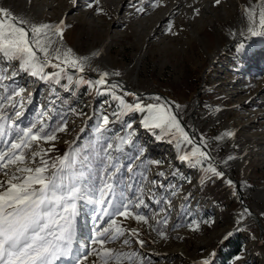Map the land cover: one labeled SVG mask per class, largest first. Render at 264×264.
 <instances>
[{"label": "rangeland", "instance_id": "1", "mask_svg": "<svg viewBox=\"0 0 264 264\" xmlns=\"http://www.w3.org/2000/svg\"><path fill=\"white\" fill-rule=\"evenodd\" d=\"M69 1L71 0H57L56 5H59V2L70 3ZM81 1L88 3V0ZM109 1H119L121 6L118 7L117 4L118 8L111 11L105 6ZM166 1L171 7L176 4L175 0H162L161 7L153 8L151 0L132 2L136 7L149 10L145 19H150V22L139 45L132 47V41L126 38V24L122 22L114 30L118 29L123 41L113 45L108 54L109 62L97 60L88 67L96 75L103 72L113 75L119 72L117 77L125 78L129 82L135 81L136 93H143L142 95L132 93L128 88L121 86L116 89L101 88L97 92L92 78L87 75L75 78L74 73L68 71L61 72L59 77H53L52 74L58 71L49 73L44 68L45 78L33 76L21 69L18 61L9 63L0 57V76L5 77L0 80V104L3 105L0 114L11 116L18 127L35 124L37 127L43 125L46 128H55L66 121L67 131L57 132L55 141H35L31 143V148L25 151L30 154L32 151L41 152L52 148L44 157L49 164L58 162V158H63L66 154L74 159L79 157L75 167L80 170L86 168L91 176L88 183L95 182L97 188L101 186L99 181L105 176L106 167L108 172H113L114 169L108 167L109 165L121 166L119 173L111 181L115 184L112 195L116 199H143L148 207L139 211L147 216L148 222L115 217L117 226L125 230L124 235L108 243L106 247L118 251H135L138 264H200L203 259H207L209 264H264V247L260 244L261 229L264 232V87L256 85L252 90H240L236 87L238 83L253 84L264 78V70L256 74L248 72L250 67L264 66V36H242L236 39L228 49L229 52L212 64H209V53L221 43L214 29L207 30L206 34L197 39L195 35L191 47L185 48L175 44V48H171L173 52L159 51L166 47L173 37L182 34L181 26L185 18L183 15L189 8V5L184 4L179 13L164 21H158L157 16L162 13ZM193 1L201 6L206 0ZM123 2L100 0V7L106 15H98L112 23L122 20L125 22L126 4ZM4 3L5 0L0 1V6H4ZM47 4L52 7L53 0H47ZM89 10V14L96 12ZM11 12L16 15L14 8ZM52 12L48 10L51 15ZM16 16L24 17L23 14ZM70 17L67 38H74V42H64L62 45L52 38L55 41L52 50L54 52L56 48H60L62 53L71 48L76 57H85L91 48L102 44L103 37L96 38L84 27L76 25L74 14ZM32 22L38 24L35 19ZM55 22V19L43 18L40 23ZM168 22L173 23L172 31L175 35L167 31ZM150 26L153 27L149 28ZM190 31L191 29L188 33ZM190 35L194 36L192 33ZM142 51H145L148 57L140 75L134 80L132 76L127 75V70ZM207 65L208 71L204 73L203 68ZM68 69L77 71L75 68ZM201 88H204L202 93ZM20 89H23L20 96L14 97L12 101L5 99L13 91ZM113 92L129 104L141 101L143 104L154 103L153 98L156 96L161 97L163 101L170 99L180 105L178 109L173 108V111L187 132L184 120L188 121L191 112L196 111L194 102L198 93H201L200 136L209 143L210 150L219 163L224 164L231 173L230 180L233 181L234 187L227 183L229 179L207 171L209 165L214 167L210 160H204L193 167L188 161L179 158L186 152L190 153L191 149L201 142V137L189 135L194 144L177 145L171 136L161 135L159 130L144 128L141 124L143 113H124L119 100L113 98ZM16 112H19L20 116H16ZM103 115L109 117V123L103 130L98 131ZM240 120L242 123L237 124ZM129 124L132 125L131 129L128 128ZM241 129L242 135L237 136ZM228 131L234 132L235 136H225ZM129 132L134 133L131 138L133 143H121V138L127 137ZM158 135H161V138L158 139ZM219 137L222 138L218 139ZM248 138L259 140L260 144L253 146L247 143ZM7 139L5 136L0 141V150H4V141ZM108 145L112 147L109 148ZM228 156H233L234 159L228 160ZM71 174L69 170V175ZM6 179L0 172V181ZM241 184L245 186L242 194L239 192ZM157 200L160 203H156ZM244 203L249 204L257 213L260 225L257 220H250L247 214L240 220L245 210ZM79 207L73 252L61 264H76L74 260L91 253L94 247L91 243L94 229L102 223L97 219L100 215L99 206L81 202ZM108 219L109 217H103L104 221ZM193 220L200 225L196 231L188 227ZM131 229H137L139 236L131 234ZM159 231H164L166 238H162L158 234ZM229 233L231 235H228ZM124 239H129L131 243L124 246ZM137 239L145 241L143 247L136 243ZM237 256L241 259L237 260ZM95 259V255L91 254L84 264H89V261ZM110 264H115V261H110ZM122 264H128V261H122Z\"/></svg>", "mask_w": 264, "mask_h": 264}, {"label": "snow or ice", "instance_id": "2", "mask_svg": "<svg viewBox=\"0 0 264 264\" xmlns=\"http://www.w3.org/2000/svg\"><path fill=\"white\" fill-rule=\"evenodd\" d=\"M71 2L76 5L78 0H71ZM220 3L221 0H215V5ZM161 6L162 0H151V7ZM86 7L93 9L97 14L106 15L104 9L100 7V0H88ZM132 7L137 13L145 12L144 7H136L135 4ZM192 11L195 15L200 13L199 8L192 7ZM244 12L249 21L247 32L252 36L264 35V7L259 10L258 21L254 6L245 7ZM173 27V23L168 22L167 31L175 35L176 33L172 31ZM65 28L63 19L55 25L37 24L30 19L17 17L8 7L0 6V57L5 58L9 63L18 61L21 69L30 72L33 76L39 75L41 78L46 77L45 66H53L52 59L56 61L54 67L59 69L58 72L52 74L53 77H59L61 72L66 71V68H75L83 72L87 62L86 57H76L71 48L62 53L60 48H56L54 52L52 50V45L55 43L52 37L59 36L63 40ZM109 75L108 72H103L94 85L107 86ZM113 75L119 76L120 73L115 72ZM4 78L0 76V80ZM117 87V84L111 85L112 89ZM22 92L23 89L13 91L5 99L12 101ZM113 98L119 100L124 113H143L141 124L144 128L159 130L161 135L171 136L177 145L195 143L173 111V108L180 107L175 102L163 101L161 97L156 96L153 98L154 103L143 104L141 101L129 104L121 97L115 96L114 92ZM2 109L3 105L0 104V110ZM15 115L20 116V113L16 112ZM108 123L109 117L103 115L98 131L103 130ZM128 128L131 129L132 125L129 124ZM14 130L15 134H13ZM65 131H67L66 121L55 128L50 126L46 128L43 125L37 127L35 124L29 127H18L11 116L0 114V141L5 136L8 137L7 141H4V150H0V172L7 177L6 180L0 181V264H58L61 259L70 257L76 240V222L80 214L79 204L81 202L99 206L100 215L97 219L102 223L94 229L91 238L94 247L91 253L78 258L76 264H84L91 254H94L97 259L89 261V264H110V261L122 264L125 260L128 264H138L135 251H118L106 247L108 243L124 235L125 230L117 226L115 217L134 218L139 222H148L147 216L139 211L141 208L148 207L143 199L139 197L135 201L127 197L116 199L112 195L115 184L111 181L119 173L121 166L119 164L109 165L108 167L114 169L113 172H108L106 167L105 176L99 181L101 186L97 188L95 182L88 183L91 176L86 168L80 170L75 167L79 157L74 159L66 154L65 157L58 158V162L49 164L44 157L52 151V148L41 152L32 151L30 154L25 151L31 148L32 142L55 141L56 133ZM133 135V132H129L127 137L121 138V143H133L131 139ZM161 135L157 138H161ZM224 135L234 137L235 133L228 131ZM220 138L222 137L218 139ZM203 139V137L200 138L201 143L193 147L190 153L186 152L179 158L188 161L193 167L204 160H210V153L203 150L207 148ZM108 147L111 148L112 145ZM227 159L232 160L234 157L228 156ZM150 163L160 162L150 161ZM128 167L131 171V166ZM69 170L72 172L71 175H69ZM207 171L218 177L224 176L223 172L217 171L211 165ZM227 183L234 187L232 180L229 179ZM97 192L99 197H97ZM156 203L160 201L157 200ZM245 214L251 215V212L245 209L240 220L244 219ZM103 217H109V219L104 221ZM164 223L166 224L167 220ZM199 226L195 220L188 225L193 231L198 230ZM130 232L139 236L137 229H131ZM158 234L166 238L164 231H159ZM130 243L129 239L122 241L124 246ZM136 243L143 247L145 241L137 239ZM236 259L239 260L241 257L237 256ZM200 264H209V261L203 259Z\"/></svg>", "mask_w": 264, "mask_h": 264}, {"label": "bare ground", "instance_id": "3", "mask_svg": "<svg viewBox=\"0 0 264 264\" xmlns=\"http://www.w3.org/2000/svg\"><path fill=\"white\" fill-rule=\"evenodd\" d=\"M123 1H124L123 3H125L126 0ZM135 1L136 0L126 1L125 11H124V14L126 16L125 22L122 20V21H118L117 23L114 22L112 23L108 19L99 16L96 12L93 14H89L90 10L84 7L86 6V3L82 2L81 0L78 1L76 5H73L71 1H69L70 3L59 2L58 3L59 5H56L57 0H53L52 7H50V5L47 4V0H5L4 6L8 7L10 10H13L14 8L15 11L14 13L16 15L20 16V14H23L24 18L30 19L31 21L35 19L37 20L38 23H40L41 20H43V18H51L53 20L54 19L56 20V22L53 24L55 25L61 19H63L66 25L63 40H61L59 36L52 37L55 38L57 42H59L62 45L64 44V42L65 43L67 42L68 44L74 42V38L73 39L67 38L69 34L67 30V25L71 21L70 15L72 14L76 16L75 18L76 25L80 27H84L88 33H90L91 35H95L96 38L103 37L102 44L98 47L91 48L85 55V57L87 58V62L85 64V70L83 72H80L78 69L77 71L74 70L73 72L70 71V69L66 68V71L74 73L75 78H78L79 76L87 75L88 77L92 78V80L95 82L100 78V75H96L92 73L89 70L90 68L88 69L89 64L97 60H101L104 61L105 63H108L109 62L108 54L111 51L113 45L123 41L122 36L117 31L118 29L114 30V28L120 26L122 22L126 24V28H125V32L127 33L126 38L132 41V47L133 46L137 47L140 41L144 37V31L145 29H147L146 27L147 25H149L150 22V19L148 18L145 19V17L149 15V10L146 9L145 12L142 14L137 13L135 9H133L132 7ZM175 2H174L175 6L171 7V5H168L169 3H167L166 1L164 5L165 8H163L162 13L159 16H157L158 21H164L168 19L170 16L179 13L181 6L184 4L195 8H199L200 13L199 15H195V13L192 11V7H189L186 13H184L183 15L186 19L184 18V22L182 23L181 26L183 28L182 34L181 35L179 34V37H173L172 41L169 42V44H166V47L164 48L162 47L161 50L159 51L163 50L164 52H168V53L173 52L171 48L172 47L175 48L174 47L175 44L176 46L182 45L185 48H188L194 41L193 39L195 38V35H196L195 39H197V37L202 36L207 30L214 29L221 43L219 45H216L209 53V64L214 63L215 60H219L224 55H226L229 52L228 49L230 48V46L232 47V44L236 39H240L242 36L247 38L252 37V35L247 32V25L249 21L247 20L246 13L244 12L245 7L254 6L257 12V19L260 8L264 7V0H221V3L219 5H215V0H206L204 4H201V6L199 5V3L193 0H175ZM117 4L119 7L121 3H119V1L118 3L109 1L105 3V6L107 9L114 11V9L117 7ZM48 10L53 11L52 12L53 14L51 15L50 13H48ZM129 16H131V18ZM141 19L143 20L145 19V21ZM227 24L230 26L229 27L226 26ZM152 27L153 26H150L149 28ZM190 29L191 31L190 33H188ZM191 33L194 34V36L190 35ZM245 34H247V36H245ZM263 36L264 35H262L261 37ZM152 37H154V34L152 35ZM156 50L158 51V49ZM146 54L147 53L145 51H142L136 57L134 64L131 67H129L127 70V75L132 76L134 80L136 79L137 76L140 75L142 68L144 67V61L148 57V55ZM38 55L42 56L41 53H38ZM55 63L56 61L52 60L53 66H45L46 70L49 71V73L52 71H59V69L54 67ZM207 67L208 65L205 68H203L204 73L208 71ZM263 70H264V66L259 68H255V67L248 68V72L252 71V73L255 74L256 72L258 73ZM107 79L109 81L107 86L95 85V89L97 92L101 88H111L112 84H117L118 86L128 88L127 90H129L132 93H136V88L134 86L135 81L129 82L125 78L117 77L112 74H110ZM256 85H261L262 87H264V78L261 81H258L257 83H253V84L252 82H248V84L246 85L244 83H240V84L238 83L236 87L240 90L241 89L252 90ZM201 90L202 93L204 88L203 89L201 88ZM201 93H198L197 96L198 99L196 98L194 102V107L195 108L197 107L196 111L191 112L188 121L184 120V124L189 132V135L197 138L201 137L200 130H201L202 122L199 116V109L201 107L200 101H202ZM136 94L142 95L143 93L138 92ZM132 97L135 96L132 95ZM167 101L173 102L170 99H168ZM240 123H242V120H240L239 123L237 122V124ZM242 130L243 129L239 131L237 136L242 135ZM203 143L207 145V148L205 150L206 151L208 150L207 152H209L210 156L213 158L212 161L210 160L211 164L215 168H218L219 171L224 173L223 178H225L226 180L230 179L231 173L226 169V166L224 164L219 163L214 153L210 150L209 143L204 140ZM247 143L256 146L260 144V141L259 140L253 141L252 139L248 138ZM201 146L203 147V145ZM243 190H245V186L241 184L239 186V192L242 194ZM243 199L244 198H242V200ZM247 205L245 204L246 209H248L251 212V215H248L249 219L254 222L256 221V218L259 220V216L257 215V213L254 210H252V207L249 204ZM236 219L237 218H235V220ZM263 236H264V232H263ZM260 244H262L264 247V240L263 243Z\"/></svg>", "mask_w": 264, "mask_h": 264}, {"label": "water", "instance_id": "4", "mask_svg": "<svg viewBox=\"0 0 264 264\" xmlns=\"http://www.w3.org/2000/svg\"><path fill=\"white\" fill-rule=\"evenodd\" d=\"M70 71H73V72H74V70H70ZM184 125H185V124H184ZM204 150H205V149H204ZM210 160L212 161L213 158L211 157ZM243 207H244V209H246L245 204L243 205ZM256 220H257L258 225H260V221H259L257 218H256ZM260 229H261V227H260ZM262 236H263V232H262V229H261V234H260V241H261V243H263Z\"/></svg>", "mask_w": 264, "mask_h": 264}]
</instances>
